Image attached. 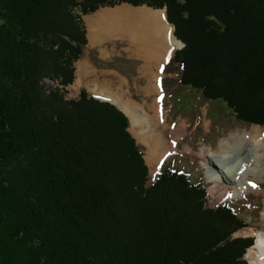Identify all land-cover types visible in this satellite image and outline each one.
<instances>
[{"label":"trees","instance_id":"16d2710c","mask_svg":"<svg viewBox=\"0 0 264 264\" xmlns=\"http://www.w3.org/2000/svg\"><path fill=\"white\" fill-rule=\"evenodd\" d=\"M122 4L166 8L185 44L166 72L264 126V0H0V264H248L233 205L168 169L148 186L126 114L65 96L82 16Z\"/></svg>","mask_w":264,"mask_h":264},{"label":"rangeland","instance_id":"374dc122","mask_svg":"<svg viewBox=\"0 0 264 264\" xmlns=\"http://www.w3.org/2000/svg\"><path fill=\"white\" fill-rule=\"evenodd\" d=\"M123 6L130 5H120L114 8L104 7L93 14L82 17L83 25L87 31L88 43L84 47L80 58L74 63L75 80L74 84L65 88V96L67 99L78 98L82 91L87 92L90 96H95L90 89L91 87H88L94 86L97 90H105L108 93L119 96L123 101H130L145 109H148L149 104L155 101L154 96L152 95L149 97L147 93L149 77L147 78L139 73L143 61H137V59L133 57V54L126 50L127 48H132V44L129 40L124 37L116 38L118 35L107 33L108 37L104 40L100 42H93L91 40L92 42L90 44L86 18L93 19L101 12L104 13V11L109 10L116 11L117 9L123 8ZM144 6L153 9L147 5ZM144 6H140V8ZM165 9L166 8L162 10L166 12ZM73 11L76 16L82 14L79 6L73 8ZM111 29L113 28H110V30ZM178 41L180 43V49L176 51H181L185 48V44L182 42L184 45V48H182L181 41ZM81 60L88 61L91 71L95 70L98 76L90 79L88 75L84 78L85 83L82 84L80 82V88L78 89L77 86L79 82H76V78L78 77L77 67ZM180 76L179 71L174 69H171L169 72L164 70L163 73L160 74L161 91L157 99L163 101V109L168 112L169 124L173 126L179 123V121H185L183 123L184 127L185 124H187V131H184L185 137L183 136L178 140L177 152L166 155L167 157L160 166L156 176L152 173L153 165H150L147 161V146L135 136L138 130L134 128L130 122L129 131L136 139L139 146L143 148V155L149 168L148 186H151L165 169L184 174L190 181L204 185L208 191L209 207L217 208L225 204H231L235 211L251 224L249 228H244L235 236L253 238L255 240V245L252 248H254L263 228L264 194L252 191L244 193V195L230 196L225 199L220 198L219 195H213V184L209 182L206 169L202 166L198 158L195 159L191 157L184 149L186 147L191 148L197 155H199L202 150L216 151L220 142L227 139L231 133H248L259 126H248L238 121L234 118L223 101L206 100L200 91L183 86L180 81ZM44 83L48 92L54 90L58 86L60 87L59 83L54 78L47 79ZM110 96L114 99V96ZM116 105L119 106L118 103ZM178 128L179 126L176 127L175 130ZM260 128L264 130V126H260L259 129ZM209 155L212 154L209 153ZM259 188L264 190V182ZM252 248H250L245 255V260H247L248 264L249 260L247 256Z\"/></svg>","mask_w":264,"mask_h":264},{"label":"bare ground","instance_id":"6f19581e","mask_svg":"<svg viewBox=\"0 0 264 264\" xmlns=\"http://www.w3.org/2000/svg\"><path fill=\"white\" fill-rule=\"evenodd\" d=\"M129 12L132 15H129ZM88 27L90 44L92 41L104 40L108 37L107 33H113L118 35L116 38L124 37L139 49L146 48L148 52L152 51L153 58L157 57L162 62L180 49V43L174 35V27L168 24L164 10H153L146 6L141 8L123 6L116 11H104L93 19H88ZM144 34L150 37L147 35L144 37ZM88 75L90 79L98 76L95 70L91 71L88 61L81 60L77 67L78 89L80 82L85 83L84 78ZM160 80L156 76L148 79V96L153 95L155 99L149 104L148 109L127 100L123 101L119 96L105 90L100 91L94 86H88L97 98L118 103L129 116L133 127L138 130L135 136L147 146V161L153 165L154 176L159 172L166 155L177 152L178 140L185 135L184 131H187V124L184 127L183 123L185 121H179L173 126L169 124L168 112L163 109V101L157 99L161 91ZM110 95L114 96V99ZM178 126L179 128L175 130ZM184 151L191 157L198 158L206 169L209 182L213 184V195L225 199L252 191L264 194V190L259 188L264 182L263 129L257 127L248 133H231L227 139L220 142L216 151L202 150L199 155L188 147ZM257 240L256 246L247 256L249 264H264V212L263 228Z\"/></svg>","mask_w":264,"mask_h":264},{"label":"crops","instance_id":"0c3cea01","mask_svg":"<svg viewBox=\"0 0 264 264\" xmlns=\"http://www.w3.org/2000/svg\"><path fill=\"white\" fill-rule=\"evenodd\" d=\"M129 15H132V13L129 12ZM88 19L89 18H86L87 26H88ZM146 35L148 38L150 37V36H148V34H144V37H146ZM150 41L152 42V40H150ZM131 47L132 48L128 49V52L132 53L133 57H135L137 59V61H143V65H141L142 67H141V70L139 73L142 74L143 76L147 77V78L156 76V77L161 79L160 74L163 73V71L166 69V65L169 62L171 56H169L168 58H166L165 61L162 62L161 59H158L157 57L153 58L152 51L148 52V50L146 48L139 49L135 44H132ZM138 71H139V69H138Z\"/></svg>","mask_w":264,"mask_h":264},{"label":"water","instance_id":"95a60500","mask_svg":"<svg viewBox=\"0 0 264 264\" xmlns=\"http://www.w3.org/2000/svg\"><path fill=\"white\" fill-rule=\"evenodd\" d=\"M166 10V9H165ZM174 27V26H173ZM174 30H175V28H174ZM181 44H182V48H184V45H183V43L181 42ZM121 109V108H120ZM123 110V109H122Z\"/></svg>","mask_w":264,"mask_h":264}]
</instances>
